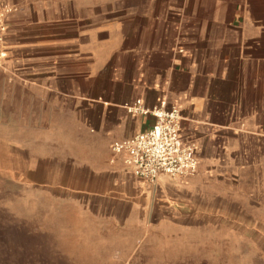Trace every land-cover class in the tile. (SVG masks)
<instances>
[{"label": "crops", "instance_id": "0c3cea01", "mask_svg": "<svg viewBox=\"0 0 264 264\" xmlns=\"http://www.w3.org/2000/svg\"><path fill=\"white\" fill-rule=\"evenodd\" d=\"M0 1L17 8L7 19L4 60L14 62L17 73L0 69L3 119L8 121L7 113L15 111L9 105L24 104L30 96L39 106L37 112L50 111L63 92L58 87L61 81L73 83L74 67L80 68V80L86 84L90 80L89 59L95 53L90 51L86 28L88 3L78 5L79 19L73 21L66 20L73 0ZM117 9L121 7L112 6L103 15L108 17ZM129 11L115 25L118 40L97 43L111 48L108 60L120 71L100 105L96 139L108 147L155 122L153 115L129 113L126 103L141 99L153 107L167 100L180 108L183 135L195 146L199 164L190 177L162 175L155 183L135 177L119 156H114L112 168L100 170L88 164L72 170L69 175L84 183L79 191L90 211L88 220L102 231L115 218L128 223L133 217L143 222L175 216L189 224H210L224 216L263 225L261 186L251 190L256 193L255 211L239 201L246 191L241 175L252 165L227 145L242 128L264 133V0H164V9ZM12 75L20 79L16 87ZM117 93H121L118 99ZM17 118L24 121L23 114ZM259 166L257 160L251 171L256 183ZM100 180L110 182L111 192L118 195L92 189L100 186L95 184ZM224 202L230 212L218 208L225 207Z\"/></svg>", "mask_w": 264, "mask_h": 264}, {"label": "rangeland", "instance_id": "374dc122", "mask_svg": "<svg viewBox=\"0 0 264 264\" xmlns=\"http://www.w3.org/2000/svg\"><path fill=\"white\" fill-rule=\"evenodd\" d=\"M69 2L73 8L66 20L73 21L79 19L78 5L88 3L86 28L90 51L95 53L89 59L90 80L87 84L80 80L76 66L73 83L58 85L63 92L50 111L37 112L39 106L30 96L24 104L14 101L9 105L15 111L7 113L8 121L3 119L4 109L0 112V264H264V224H244L238 222L240 218L218 216L210 224H189L175 216L143 222L133 217L128 223L115 218L105 225L106 231L88 220L90 211L82 204L84 193L79 191L84 183L69 173L88 164L100 170L114 166L113 141L106 147L96 139V123L114 74L120 71L108 60L111 48L97 43L118 40L115 25L129 9H164V0ZM112 6L121 9L105 17L104 11ZM8 64L2 63L1 71L16 74L15 63L10 68ZM12 77L16 87L20 79ZM120 96L117 93V99ZM22 114L23 122L17 118ZM238 131L240 136L227 146L252 165L241 175L246 191L242 192L245 199L239 201L250 206L248 211H255L256 193L251 190L257 184L264 203V133L252 127ZM257 160L261 164L259 183L252 178ZM96 183L100 186L92 189L98 193L118 195L111 192L107 180ZM229 184V179L224 180L226 188ZM218 208L229 211L226 204Z\"/></svg>", "mask_w": 264, "mask_h": 264}, {"label": "built area", "instance_id": "2783aa9c", "mask_svg": "<svg viewBox=\"0 0 264 264\" xmlns=\"http://www.w3.org/2000/svg\"><path fill=\"white\" fill-rule=\"evenodd\" d=\"M16 10L14 5L0 1V65L7 57V19ZM125 107L129 113L155 117V122L147 130L112 142L114 156L121 157L131 174L155 183L162 175L182 179L197 172V151L185 140L182 113L176 104L162 100L159 105L149 107L141 99H136L126 103Z\"/></svg>", "mask_w": 264, "mask_h": 264}]
</instances>
